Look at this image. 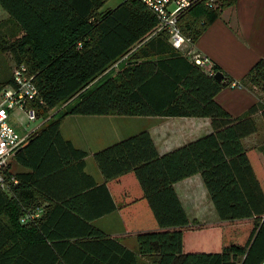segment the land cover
Instances as JSON below:
<instances>
[{
  "label": "trees",
  "instance_id": "obj_1",
  "mask_svg": "<svg viewBox=\"0 0 264 264\" xmlns=\"http://www.w3.org/2000/svg\"><path fill=\"white\" fill-rule=\"evenodd\" d=\"M107 1L0 0V53L34 77L38 97L27 105L43 121L11 159L25 171L10 172V160L0 173V264H139L137 255L146 264H264V138L243 142L258 132L256 115L264 126V59L238 82L262 103L234 118L216 101L234 83L217 64L206 71L174 50L140 2L103 10ZM214 1L179 17L192 44L237 0ZM67 116L207 119L211 132L161 155L142 130L93 154L97 184L87 152L60 133ZM196 175L222 223L220 253L183 252V230L196 222L174 185ZM117 209L137 233V254L91 225Z\"/></svg>",
  "mask_w": 264,
  "mask_h": 264
},
{
  "label": "crops",
  "instance_id": "obj_2",
  "mask_svg": "<svg viewBox=\"0 0 264 264\" xmlns=\"http://www.w3.org/2000/svg\"><path fill=\"white\" fill-rule=\"evenodd\" d=\"M193 49L210 64H217L228 77L234 80L230 87L225 88L216 97V101L232 117H240L255 103H262L260 93L241 88L238 82L259 59H264V0H237L234 7L225 9L220 18L207 28L199 40L193 44ZM142 119L147 122L144 130L149 132L161 155L211 132L207 119L159 117ZM254 119L264 130L259 115H256ZM121 121H125L124 118L116 116H67L61 122L62 137L71 142L76 149L87 152L84 170L94 178L97 184L103 182V177L94 161L93 154L136 134L123 128ZM251 139L252 146H260L258 134L245 139L244 144L246 145ZM15 169V172L25 171L18 165ZM200 186L206 194L199 175L174 185V190L189 219L197 218L196 215L201 214L198 206H193V204L198 205L194 194ZM190 193L193 194L192 205L187 201ZM207 214L211 215V219H217L221 223L212 208L208 209ZM202 215L198 216L202 217ZM91 225L119 242L127 250L137 254V233L127 230L118 209L95 219ZM183 252L185 253L184 244ZM136 257L139 264H146L144 257L139 255Z\"/></svg>",
  "mask_w": 264,
  "mask_h": 264
},
{
  "label": "built area",
  "instance_id": "obj_3",
  "mask_svg": "<svg viewBox=\"0 0 264 264\" xmlns=\"http://www.w3.org/2000/svg\"><path fill=\"white\" fill-rule=\"evenodd\" d=\"M138 1L158 20V31L168 36L171 47L179 53L189 57L198 66L210 71L211 64L193 49L191 40L183 35L178 27L179 17L197 0H130ZM213 0H209L212 2ZM190 47V48H189ZM189 48V49H188ZM38 97V90L34 84V77L29 74L24 65L15 66L12 71V84L0 90V173L6 170L10 160L28 141L29 133L19 134L10 124V113L16 110L23 112L28 121L37 118L34 111L28 108V103ZM0 177V181H2ZM12 181L16 183L13 179ZM39 211L27 213L20 219V223L38 218Z\"/></svg>",
  "mask_w": 264,
  "mask_h": 264
},
{
  "label": "rangeland",
  "instance_id": "obj_4",
  "mask_svg": "<svg viewBox=\"0 0 264 264\" xmlns=\"http://www.w3.org/2000/svg\"><path fill=\"white\" fill-rule=\"evenodd\" d=\"M214 1V0H213ZM212 1V2H213ZM121 0H108L103 7V10L113 9L115 8ZM209 3L213 7V3ZM216 1H214L215 4ZM8 16L7 14L0 8V21L6 19ZM11 28L12 34L13 32H18L14 28L16 26L14 24H10L7 26ZM179 27V26H178ZM190 48V47H189ZM188 48V49H189ZM14 61L12 57L8 54H1L0 53V80H6L8 77V72H12L14 69ZM11 70V71H10ZM57 109L51 110L48 115H52L55 113ZM58 118V117H57ZM124 118L125 121H121V126L126 128L129 132H140L144 130L145 125L147 122L142 121V118L138 117H121ZM56 119V118H54ZM9 122L11 126L19 132L21 135H26L30 133L32 130L36 129L38 126L42 124L41 119H36L35 121H28L22 111L16 110L10 113ZM258 127V142L262 144L260 139H263L264 130ZM260 132V133H259ZM256 134V135H257ZM247 147H251L253 145V140L248 141L246 143ZM16 165L14 162H11L9 166L10 172H15ZM7 169V168H6ZM195 191L194 194L195 200H197L198 205L193 204V206H198V210L201 212V216H197V218H190L191 221L196 223L190 225L189 227L183 230V244H184V251L185 253H220L221 252V227L222 223H219L217 219H211V215H208V209L212 208L211 202L208 198L207 193L204 194L201 190ZM193 194H189L188 202L192 205ZM194 215V214H193Z\"/></svg>",
  "mask_w": 264,
  "mask_h": 264
},
{
  "label": "water",
  "instance_id": "obj_5",
  "mask_svg": "<svg viewBox=\"0 0 264 264\" xmlns=\"http://www.w3.org/2000/svg\"><path fill=\"white\" fill-rule=\"evenodd\" d=\"M213 79L223 85L227 83V79L224 77L223 73L217 72L213 75Z\"/></svg>",
  "mask_w": 264,
  "mask_h": 264
}]
</instances>
